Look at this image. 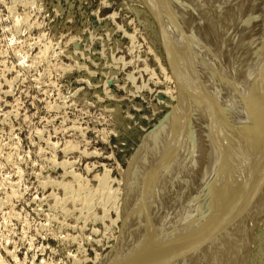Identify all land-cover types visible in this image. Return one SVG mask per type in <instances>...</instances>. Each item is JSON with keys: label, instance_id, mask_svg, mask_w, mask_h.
I'll use <instances>...</instances> for the list:
<instances>
[{"label": "rangeland", "instance_id": "1", "mask_svg": "<svg viewBox=\"0 0 264 264\" xmlns=\"http://www.w3.org/2000/svg\"><path fill=\"white\" fill-rule=\"evenodd\" d=\"M150 5L0 0V264H99L118 244L122 173L180 108ZM261 214L242 264H264Z\"/></svg>", "mask_w": 264, "mask_h": 264}, {"label": "bare ground", "instance_id": "2", "mask_svg": "<svg viewBox=\"0 0 264 264\" xmlns=\"http://www.w3.org/2000/svg\"><path fill=\"white\" fill-rule=\"evenodd\" d=\"M150 2L180 108L122 173L121 234L99 264H242L264 213V0Z\"/></svg>", "mask_w": 264, "mask_h": 264}]
</instances>
